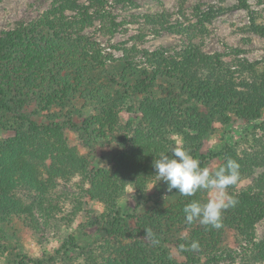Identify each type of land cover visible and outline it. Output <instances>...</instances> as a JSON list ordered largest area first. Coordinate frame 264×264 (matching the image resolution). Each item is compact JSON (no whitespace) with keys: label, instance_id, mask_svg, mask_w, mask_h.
Wrapping results in <instances>:
<instances>
[{"label":"trees","instance_id":"obj_1","mask_svg":"<svg viewBox=\"0 0 264 264\" xmlns=\"http://www.w3.org/2000/svg\"><path fill=\"white\" fill-rule=\"evenodd\" d=\"M49 1L37 19L18 21L0 33V132H12L11 136L0 138V223L22 215L31 219L34 210L46 216L47 209L48 216H52L58 207V201L50 195L54 185L78 176L88 186L86 195L104 208L105 233L121 240L129 238L113 252L101 249V264H175L167 244L178 250L185 264L234 263L236 258L240 264H263L264 240L255 241L252 232L255 224L264 219V144L259 148L262 142L254 141L257 145L250 153H238L226 146L222 152L202 154L199 148L215 119L229 121L231 108L245 120L260 119L264 110V67L258 68L259 63L246 59L222 62L216 55L203 53L189 39L182 54L190 66L164 48L152 52L122 48V57L117 60L121 70L115 81V72L106 67L116 59L85 31L97 22L95 31L114 36L121 22L113 8L132 6L133 1ZM237 2L251 15L250 29L264 38V25L255 22L247 0ZM194 9L199 12V6ZM215 13L209 9L204 20H210ZM142 17L153 34L181 30L177 20L168 22L170 14L166 12ZM189 28L192 26L185 30L188 38ZM230 52L234 56L241 51ZM136 57L141 59L139 69ZM133 99L138 100L141 121L117 141L119 150L110 169L91 168L67 143L64 123L39 124L24 112L28 105L40 112L68 109L67 120L71 122L70 114H81L76 105L80 109L93 106L95 114L82 119V132L87 135L88 145L102 144L116 139V133L122 130L116 117L124 102ZM173 133L182 137V148L200 161L201 168L216 158L222 160L220 167L228 159L234 160L239 164L237 182L251 178L256 167L263 171L246 189L237 190L236 184L228 187L227 193L238 202L222 213L220 229L185 222L183 208L192 200L202 203L203 190L185 197L173 189L170 195L174 202L167 206L145 199L137 207L153 202L154 208L141 216L124 215L118 207L117 200L128 186L144 195L148 183L156 178L153 162L162 153L170 156L175 147L170 137ZM49 157L46 170L34 161ZM22 192L29 193L28 200ZM76 207L72 216L79 205ZM176 229L187 233L169 237ZM233 229L244 243L239 245V251L223 248L226 230ZM146 230L153 233L157 244L145 238ZM193 241L199 243V250L190 249ZM180 245L185 246L184 251ZM76 250L84 254L85 263L96 264L93 249ZM59 254L60 251L58 258ZM17 264H26L25 259Z\"/></svg>","mask_w":264,"mask_h":264},{"label":"rangeland","instance_id":"obj_2","mask_svg":"<svg viewBox=\"0 0 264 264\" xmlns=\"http://www.w3.org/2000/svg\"><path fill=\"white\" fill-rule=\"evenodd\" d=\"M86 3L87 0H81ZM111 1V0H108ZM133 5H123L113 8V14L117 16V21L121 22L117 33L114 36H103L95 31L98 26L96 22L94 28L87 29L85 34L92 35L105 53H109L116 59L109 63L106 69L113 73L117 81L121 70V63L117 60L122 57V48L147 50L152 52L157 48H164L168 53L175 55L180 61L190 66V62L183 56V50L191 39L192 43L199 46L205 54L216 55L222 62L231 63L237 59H246L249 62L259 63L258 68L264 67V38L254 33L250 29L251 20L248 11L238 7L237 0H132ZM49 0H3L0 3V33L9 30L18 21L31 22L38 18L49 6ZM252 17L258 25H264V0H247ZM199 6L196 13L195 7ZM212 9L215 15L210 20H204L205 13ZM220 10L218 13L217 11ZM166 12L170 14L169 23L181 25L180 32L160 31L159 34L151 32V26L146 25L143 15L160 14ZM71 13H67L69 15ZM190 38L186 35L189 26ZM114 47V48H113ZM116 47V48H115ZM232 49H239L241 52L231 56ZM140 57H136L138 69L142 63ZM138 100H127L117 120L122 130L116 133V139L102 144L88 145L87 135L82 132V119H86L95 114L93 106L88 105L84 109L77 106L80 115L70 114L67 120L68 109L63 111L56 108L50 111L40 112L34 106L28 105L24 112L39 124L50 122L64 123V137L71 148H74L78 155L85 159L91 168L110 169L113 158L118 153L117 141H121V136L135 130L141 121V116L137 108ZM227 114L228 122H223L217 118L212 122V130L203 137L199 153H219L226 146H231L238 153H250L264 144V110L261 117L256 121H248L241 118L235 111ZM51 117V118H50ZM190 132V131H189ZM12 135L11 131H1L0 138ZM131 135V133L129 134ZM171 140L175 147L183 146L182 137L178 134H171ZM46 170L51 162L49 158H37L34 160ZM221 158L209 160L203 168H207L213 174L221 165ZM263 174L261 168H254L251 178H244L236 183L237 190H243L253 185ZM88 186L81 182L76 176L67 181H58L50 195L58 201L53 204L57 210L48 216L41 214L38 210L33 211V218L25 215L12 217L5 223H0V264H17L25 259L42 264H87L84 262V254L76 248L93 249L96 256V264H101V249L113 252L121 243H125L129 238L121 240L118 236H108L105 233V219H103L104 208L102 204L91 200L86 195ZM202 203L208 202L215 193L211 190H203ZM25 199H29V193L22 192ZM52 198V199H53ZM159 201L160 205L167 206L174 202V197L167 191V185L163 181H158L157 177L148 183L143 196L135 192L132 186H128L124 195L117 200L118 207L124 215L141 216L148 209L154 208L153 202L140 204L145 199ZM51 200V199H50ZM79 209L72 216L73 209ZM133 222L130 221L131 225ZM187 231L182 229L174 230L169 237H179L186 235ZM253 239L255 241L264 240V219L257 222L253 229ZM241 237L237 230H226L223 239V248L231 251H239ZM242 243V244H241ZM175 264H185L184 257L171 244L166 245ZM60 251L59 258L57 252ZM222 264H240L238 258L234 263L225 262ZM264 264V263H263Z\"/></svg>","mask_w":264,"mask_h":264},{"label":"clouds","instance_id":"obj_3","mask_svg":"<svg viewBox=\"0 0 264 264\" xmlns=\"http://www.w3.org/2000/svg\"><path fill=\"white\" fill-rule=\"evenodd\" d=\"M155 176L158 181L167 185V191L176 190L182 196L192 197L201 190H211L215 193L206 203L192 200L183 208L185 222L188 225L199 223L205 227L220 229L222 227V213L237 204L236 198L227 193L229 186L237 183L239 179V164L228 159L226 164L210 174L207 168L200 167V161L194 159L189 152L181 147L171 149V155L162 153L153 162ZM145 238L151 239L155 245L158 240L152 239L153 233L145 231ZM193 251L199 250V243L193 241L190 245ZM184 251L185 246L180 245Z\"/></svg>","mask_w":264,"mask_h":264}]
</instances>
